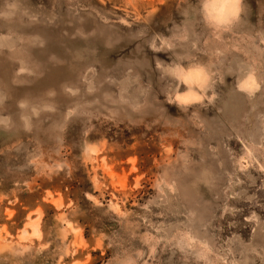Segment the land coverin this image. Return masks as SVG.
Masks as SVG:
<instances>
[{"label": "rangeland", "instance_id": "374dc122", "mask_svg": "<svg viewBox=\"0 0 264 264\" xmlns=\"http://www.w3.org/2000/svg\"><path fill=\"white\" fill-rule=\"evenodd\" d=\"M240 7L0 0V264H264V0Z\"/></svg>", "mask_w": 264, "mask_h": 264}, {"label": "clouds", "instance_id": "9594fccd", "mask_svg": "<svg viewBox=\"0 0 264 264\" xmlns=\"http://www.w3.org/2000/svg\"><path fill=\"white\" fill-rule=\"evenodd\" d=\"M241 0H202V13L205 21L216 28L228 25L238 18L241 11ZM159 69L160 66L158 65ZM165 72L176 77L187 85L183 93L176 92L175 101L181 105H191L204 100V91L211 87L209 83L211 75L203 65L195 64L185 68L180 64H174L164 69ZM199 89L201 91H197ZM213 96H209L211 102ZM21 107H24L21 104Z\"/></svg>", "mask_w": 264, "mask_h": 264}]
</instances>
